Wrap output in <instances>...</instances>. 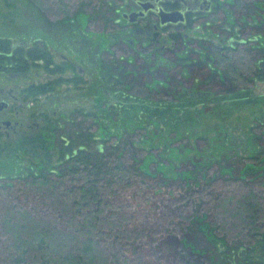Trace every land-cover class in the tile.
Returning <instances> with one entry per match:
<instances>
[{
    "label": "rangeland",
    "instance_id": "374dc122",
    "mask_svg": "<svg viewBox=\"0 0 264 264\" xmlns=\"http://www.w3.org/2000/svg\"><path fill=\"white\" fill-rule=\"evenodd\" d=\"M30 1L36 8L32 16L21 12L22 18L12 26H1L0 34L20 41L18 32L30 30L59 47L68 44L61 35L67 22L79 30L72 34L71 46L84 54L85 70L78 76L82 83L71 81L76 74L61 76L42 66H31L10 78L5 75L15 71L0 73L3 90L58 80L45 95L46 101L39 98L35 103L36 111L46 110L48 115L53 111L56 117L48 128L42 126L41 137L24 129L0 146V174L13 176L41 165L63 174L59 171L64 160L58 158L54 137L73 133L76 122L85 128L83 133L95 136L92 148L108 138L105 145L117 154L123 179L100 192L105 205L96 225L98 245L87 264H218L215 259L225 247L228 253L240 252L246 245L241 196L246 186L264 182V176L239 175L243 157L264 151L259 129L264 125V81L221 94L219 86L206 78L212 69L205 65L200 39L213 34L214 41L227 45L264 33V0H215L218 8L205 13L200 22L174 29L180 34L174 42L167 31L149 40L126 23L119 22L122 29L118 30L113 22L118 18L116 0ZM84 39L97 61V72L93 58L87 60ZM256 43L237 44L235 62L242 68L249 67L255 51L248 48ZM185 57L189 60L182 61ZM51 59L56 66L61 62L56 55ZM69 108L84 109L91 117L72 113L64 119L63 112ZM55 126L60 129L53 135ZM261 159L257 167H264V156ZM69 179H62L66 186ZM10 183L8 189H0V264H15L11 258L18 244L5 219L14 225L25 216L36 221L31 225L34 232L44 229L48 244L38 242V252L26 256L28 263L50 264L49 253L58 254L63 236L70 232L66 210L71 196L59 188L51 199L16 181Z\"/></svg>",
    "mask_w": 264,
    "mask_h": 264
},
{
    "label": "trees",
    "instance_id": "16d2710c",
    "mask_svg": "<svg viewBox=\"0 0 264 264\" xmlns=\"http://www.w3.org/2000/svg\"><path fill=\"white\" fill-rule=\"evenodd\" d=\"M36 11L35 6L30 0H0V27L12 26L19 18H22L21 12H25L27 16H32ZM26 19V18H25ZM191 23L187 24V27ZM244 27H241L242 30ZM233 31V30H232ZM238 31H233L237 34ZM30 30L18 32L19 38L23 41L30 42L27 47H22L21 42L18 44L12 42L13 38L10 34H0V73L6 72H25L29 67L41 66L38 61L44 62L43 68L46 71H63L62 68L53 65L50 56L46 49L38 48L36 35L31 34ZM116 33H110L114 35ZM263 32L253 33L247 40L233 41L227 45L214 41L211 38L200 39V47L205 52L206 66H211L212 72L206 77L209 82H213L219 86L221 94H234L240 90H244L254 81H264V36ZM213 35V34H212ZM232 35V34H231ZM214 37V35H213ZM231 37V36H230ZM178 37L172 38L176 41ZM262 38L263 40H260ZM27 39V40H26ZM179 40V38H178ZM248 40H255L257 43L251 45L248 50L255 51L254 58L250 57L251 63L247 69L235 62L237 55V44L247 43ZM35 41V42H34ZM203 52V53H204ZM252 56V55H251ZM93 58V67L98 69L97 61ZM189 60L187 57L182 61ZM181 61V60H177ZM199 66V64H195ZM185 67V66H184ZM186 68V67H185ZM74 83H82L80 77L73 80ZM58 80H48L45 83H38L37 85H30L25 90L32 96H42L54 90L57 86ZM84 109L77 110L72 108L69 115L73 113L74 116L80 114V117L87 119L91 117L89 112H82ZM66 111V110H65ZM66 118V117H65ZM70 122V121H67ZM48 123H50L48 119ZM78 129L71 134L65 136L57 135V130L53 131L55 135V146L58 152V158L64 160L60 167L61 173L50 170L45 166L38 169L19 172L13 176H3L0 174V189H8L11 181H16L22 184L29 191H35L40 195H46L53 199L57 196V190L64 189V193L71 196L68 201V208L66 210L68 227L70 232L66 234L63 244L60 246V252L49 253L48 260L50 264H87L89 262V254L93 251L94 246L98 245L96 235L97 223L104 208V201L101 198V190L107 184L111 185L113 181L120 182L123 180L119 177L122 170L117 168L116 156L111 151V145L106 146L108 138L101 139V145H96L92 148L93 143H96L95 136L92 133L84 132L83 127L78 126L73 122ZM72 123V124H73ZM262 129L264 135V125L259 128ZM100 140V139H99ZM94 149V150H93ZM264 156V151L254 152L253 155L244 158V165L239 171V175L256 178L257 176H264V167H257ZM111 161V162H109ZM73 167V168H72ZM126 169V168H125ZM127 173L129 170L126 169ZM70 175V176H68ZM69 179V186H66L62 179ZM251 179L247 182L252 183ZM240 208L242 215L241 231L242 241L246 243L244 247L239 249L240 252L228 253L226 247L219 251L215 260L218 264H264V182H258L255 185L246 186L243 195L241 196ZM21 222H12L5 219L6 229L14 230V236L17 241L16 253L12 257L15 264H29L27 255L29 251L32 253L38 252V242L45 243L44 229L38 228L34 232L32 223L37 224L34 220L24 217ZM38 227V226H37ZM41 233H40V232ZM56 233V232H55ZM53 233V234H55ZM37 234V237H36ZM20 247H23L22 249ZM230 254L229 256L227 254ZM10 259V260H11ZM49 264V263H48Z\"/></svg>",
    "mask_w": 264,
    "mask_h": 264
},
{
    "label": "flooded vegetation",
    "instance_id": "af4514ba",
    "mask_svg": "<svg viewBox=\"0 0 264 264\" xmlns=\"http://www.w3.org/2000/svg\"><path fill=\"white\" fill-rule=\"evenodd\" d=\"M118 2V6L116 9L118 18L114 19V23L118 26L120 23H126L129 28L133 29L135 33L144 36L146 39H151L154 36H158L160 31H167L169 39L172 38H180V34H178L174 29L182 27L183 29L188 28V23H195L197 24L200 22L202 16L205 13H212L214 9L216 10L218 7L215 4V0H116ZM144 5L143 8L141 5ZM146 4V5H145ZM160 10L165 12H178L181 16V20L176 23L169 24H160L158 21V13ZM137 12H142V15L135 16V19L128 20L124 16L129 14H135ZM131 18V17H129ZM69 23H64L63 25L66 26L61 32V35L66 36V40L68 44L61 45L59 43V47H52L49 45L46 40L44 41L41 37L36 36L37 46L39 49H43L44 51H48L50 56V60L53 65H49L51 68L54 66L55 61L51 59V55L59 56L61 62L57 67L63 69V71L57 72L58 75L69 73L71 75L83 76L82 73L84 72L83 62L84 54H80L76 52L71 46V42L74 38L72 35L76 33V28H73L72 25H68ZM87 24V23H86ZM88 25V24H87ZM191 25V24H190ZM198 27V26H195ZM122 29L121 25L118 26V30ZM173 29L172 31L170 29ZM55 32L57 29L53 28ZM128 30V29H127ZM169 30V31H168ZM75 31V32H74ZM79 31V30H78ZM51 34V33H50ZM186 36V35H184ZM79 38V37H78ZM208 38L213 39V35L209 34ZM205 39V38H204ZM180 40V39H179ZM15 38H13L12 42L14 44H18ZM83 42V46L86 44L88 40H81ZM173 41V40H172ZM174 42V41H173ZM130 43V40H129ZM30 45V42L22 41L21 46L27 47ZM70 45V46H69ZM66 46V47H65ZM87 46V44L85 45ZM84 46V47H85ZM89 46V45H88ZM87 52H89V62L90 58L92 59L91 49L84 48ZM84 50V52H85ZM62 51V52H60ZM38 63L44 66V62L39 60ZM93 63V62H92ZM92 65V64H90ZM44 69V68H43ZM95 72L98 71L97 68H93ZM23 72H16L14 74L7 73L5 76L7 78L20 76ZM91 78V75L88 74ZM92 83V80H90ZM73 82V81H72ZM28 87V86H27ZM26 87V88H27ZM26 88L17 89V87H9L5 88L4 90L0 88V146L2 144L8 143L11 138L16 137L18 134L21 135L22 130L24 129H32L34 130V134L37 138L41 137L39 132L42 130V126L48 128V119L49 121L56 117L55 112H51L49 115L48 113L43 110L36 108L35 103L40 98L41 101H46L47 93L40 96H32L25 90ZM51 93V92H50ZM45 96V97H44ZM44 97V98H43ZM34 104V105H32ZM75 109V108H74ZM78 109V108H77ZM70 108L66 111L64 110L63 115L66 117L70 112ZM64 117V119H65ZM57 132L60 129L59 126H55ZM31 133L29 132V135ZM16 143V142H15ZM18 145V142L16 143ZM25 144V143H22Z\"/></svg>",
    "mask_w": 264,
    "mask_h": 264
},
{
    "label": "water",
    "instance_id": "95a60500",
    "mask_svg": "<svg viewBox=\"0 0 264 264\" xmlns=\"http://www.w3.org/2000/svg\"><path fill=\"white\" fill-rule=\"evenodd\" d=\"M146 5V4H145ZM142 8H143V4L141 5ZM137 15H142V12H137L135 14H129V15H125L123 17H125L126 19L128 20H133L135 19V16ZM158 21L160 24H169L170 23H176L178 21L181 20V16L178 12H165L163 10H160L159 13H158ZM131 17V18H129Z\"/></svg>",
    "mask_w": 264,
    "mask_h": 264
}]
</instances>
